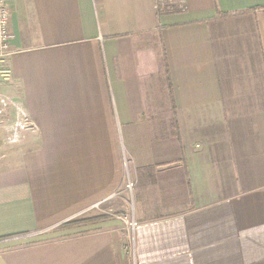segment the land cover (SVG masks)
I'll list each match as a JSON object with an SVG mask.
<instances>
[{"label":"crops","instance_id":"0c3cea01","mask_svg":"<svg viewBox=\"0 0 264 264\" xmlns=\"http://www.w3.org/2000/svg\"><path fill=\"white\" fill-rule=\"evenodd\" d=\"M185 1L7 0L0 264H264V0Z\"/></svg>","mask_w":264,"mask_h":264},{"label":"built area","instance_id":"2783aa9c","mask_svg":"<svg viewBox=\"0 0 264 264\" xmlns=\"http://www.w3.org/2000/svg\"><path fill=\"white\" fill-rule=\"evenodd\" d=\"M156 9L159 13H164V12L170 13L175 11L181 12L186 9V1L156 0ZM10 22H11V13L7 5V0H0V64H6L7 57L10 52V41H11ZM10 77H11V72L9 69H7L5 65V67L0 69V83L2 84L7 83L10 80ZM7 111H8V106L2 104L0 106V124H2L3 127V131L5 135L4 138L6 143L8 144H17L21 140L22 133L25 131L33 130L34 126L28 115L25 112L21 111L20 109H16L15 119L11 123L6 122L4 118L7 114ZM132 187H133L132 184H128L126 188L128 191L131 192ZM111 199L112 197L109 198L108 201H110ZM99 205L93 208H96ZM117 220L122 221L126 229L132 232V234L138 227V224L134 220L127 219V216L118 217Z\"/></svg>","mask_w":264,"mask_h":264},{"label":"rangeland","instance_id":"374dc122","mask_svg":"<svg viewBox=\"0 0 264 264\" xmlns=\"http://www.w3.org/2000/svg\"><path fill=\"white\" fill-rule=\"evenodd\" d=\"M6 64H0V69L5 67ZM109 202H105L103 204H100L98 207L90 209L79 216L75 217L67 223L66 225L61 226L60 230L69 229L70 227L75 226L74 228H71L68 232L71 234L72 232H75L80 229H75L78 227H85V226H92L97 221L104 220L106 218H113L114 221L117 222L118 227L120 229L121 238H122V245L124 249L128 251V254H131L128 249H130L132 245V232L126 229L124 223L120 220H116L118 217H122L126 215V212L123 210H116V209H109L108 207ZM127 219L130 220V218L127 216ZM128 220V221H129ZM68 233H53L48 232L44 234H39L37 236H31L27 238H20L15 239L13 241L3 242L2 244H10L12 246H25V245H31L43 241L53 240V239H60L67 237ZM1 244V243H0Z\"/></svg>","mask_w":264,"mask_h":264}]
</instances>
